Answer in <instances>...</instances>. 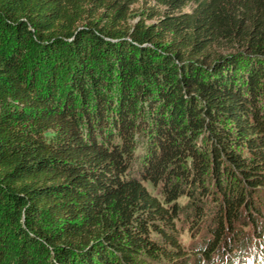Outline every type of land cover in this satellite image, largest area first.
Returning a JSON list of instances; mask_svg holds the SVG:
<instances>
[{"label":"trees","instance_id":"1","mask_svg":"<svg viewBox=\"0 0 264 264\" xmlns=\"http://www.w3.org/2000/svg\"><path fill=\"white\" fill-rule=\"evenodd\" d=\"M141 1L0 0V247L2 215L49 264H212L236 225L261 240L264 0H150L130 22ZM180 195L212 243H179Z\"/></svg>","mask_w":264,"mask_h":264},{"label":"rangeland","instance_id":"2","mask_svg":"<svg viewBox=\"0 0 264 264\" xmlns=\"http://www.w3.org/2000/svg\"><path fill=\"white\" fill-rule=\"evenodd\" d=\"M133 18L130 22H134L139 18L145 19L147 23L152 22V19H147L145 16L146 11L149 8H154V3L150 0H143L133 7ZM143 13L141 14V12ZM60 77L62 80L66 78L68 72V58L66 55L59 56L57 61ZM137 147L134 151L135 158L133 163V168L135 171L139 169L140 156L144 152L145 142L143 137L136 140ZM144 184L156 195L160 200L164 199V196L158 186L152 185L151 182L145 181ZM211 185V184H209ZM253 200L257 204L261 211L262 216L260 217V223H262V232L260 237L261 241H264V191L259 192L258 195L253 196ZM177 203L181 206V212L178 217L174 219V225L176 228V233L178 234V241L185 249L194 248L198 244H202L205 239L215 240L214 235H212L210 226H208L209 216L199 217L193 216L192 219H187L183 214L185 209H188L189 201L187 196L180 195L177 199ZM2 215V213H1ZM4 221V228L2 229V237L4 239L1 251H4V257L0 264H20L23 261L26 264H49L50 259L52 260L51 250L45 244L44 240L34 232H30V236L33 241L30 244H26V240L9 225L6 217L1 216V220ZM42 226L44 230L50 232L52 227L51 219L44 217L42 219ZM212 226V225H211ZM236 230L234 233H229L225 236L223 240L219 242V250H216L212 254V264H264V257L259 258V252L255 251L256 246H258V241L256 242L253 236L256 230L253 224L248 225H236ZM155 238H159L154 234ZM256 237V236H255ZM255 251V252H254ZM203 259H201L202 261ZM136 264H176L167 261L164 258H150L144 255H140L136 258ZM206 264V263H205Z\"/></svg>","mask_w":264,"mask_h":264}]
</instances>
